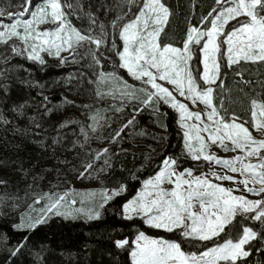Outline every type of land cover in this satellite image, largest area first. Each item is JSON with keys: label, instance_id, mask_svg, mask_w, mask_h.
Returning a JSON list of instances; mask_svg holds the SVG:
<instances>
[{"label": "snow or ice", "instance_id": "1", "mask_svg": "<svg viewBox=\"0 0 264 264\" xmlns=\"http://www.w3.org/2000/svg\"><path fill=\"white\" fill-rule=\"evenodd\" d=\"M27 2L28 7L25 8L24 13L8 14V18L12 20L11 24L0 21V29H2L0 42L7 43L13 37L22 42V45L12 42L13 54L18 53L21 56L26 54L28 60L41 65L45 63L42 52H46L48 56H55L62 64L69 59L76 61L77 57L82 59L91 57L93 67L102 66L105 53L110 51L107 44L109 35L106 30L107 25L100 22L97 26V17L91 12H85L80 0H43L35 9L31 8V0ZM131 2L132 0H128L129 4ZM119 6L116 5L117 8ZM137 7L139 11L133 12V18L127 19V22H124L127 14L117 15L110 22L113 36L111 51H114L119 58L118 65L115 60L112 64L114 69L126 70L133 83L129 84L115 70L110 73L101 71L96 83L113 85L109 88V92L113 95L118 92L122 98L139 100L138 105H132L133 113L143 111L145 106H155V111L158 112L161 103L167 105L179 116L177 123L183 134V151L194 160L203 157L205 161L222 165L232 172H240L242 176L244 173H251L252 184L258 183L260 187H249L248 179L237 181L232 175H218L214 170L209 169V174L216 179L234 181L235 185L243 184V191L258 194L260 198L248 199L246 195L234 194L233 188L213 183L204 173L193 176V169L189 167L177 171L179 158L165 157L154 176L142 182L144 189L122 203L120 207L123 217L128 220L139 217L143 224L149 227L167 232L176 231L185 240L211 242L212 246H205L203 251H185L182 249V243L177 240L152 237L146 235L144 231H138L136 238L131 241V244L135 245L130 252L132 264H217L218 261L240 264L241 258L249 257L250 242L258 236V232L245 224L241 232L235 233L236 219L244 217L246 220L264 224V154L261 153V149H264V139H255L243 123L236 122L238 118L234 114L228 119L222 94L219 96V105L213 103V98L214 87L221 88V91L224 88V80L218 77L225 58L229 67L240 59L264 63V0H216L214 8L207 15L201 16L202 27L188 25L183 47L162 43L160 40L164 25L170 18V9L162 0H140ZM29 11H31L30 18H20ZM0 15H3L2 9ZM73 15L77 20L87 17L88 27L82 28L73 24L70 19ZM207 21H210V26ZM44 24L49 26L43 27L42 30L37 27ZM117 31L122 41V49L115 39ZM193 43L196 45L195 48L192 46ZM197 50L198 64L193 68L191 62ZM62 52L67 54L62 55ZM201 65L203 70L199 71ZM236 75L241 74L236 73ZM164 82L171 88L166 87ZM107 94L96 92L97 97ZM177 94L193 104L199 101L205 105L206 111L203 115L207 117V122L202 120L200 111H191L184 100L177 98ZM44 99L46 102L47 97ZM64 103L73 102L65 98ZM251 105L252 127L264 131V102L258 104L257 100L253 99ZM24 106V104L13 105L12 111L22 117L25 115ZM51 111L48 109V112ZM115 111L123 115L124 104L115 107ZM257 114L261 117L259 121ZM193 118L196 123L187 122ZM88 119L90 123L87 125L80 123L79 135L83 140L76 139L71 142V146L79 147L86 157L80 160L79 166L70 169L76 172L82 168L83 171H79V178L91 177L112 167L107 158L110 150L93 149L88 143L94 134L103 131L105 122L111 118L101 117L97 110L91 113ZM28 120L29 123L40 126L36 116H29ZM0 122L5 125L10 123L2 114H0ZM72 123L74 121L65 120L57 125V135L52 137L53 146L63 139L59 129L66 128ZM134 123L135 115H131L114 135L110 134L108 137L99 135L96 138L117 142L121 138V132ZM163 127L166 129L167 125ZM11 131L28 135L30 130L20 129L13 124ZM202 132L207 133L206 138L201 135ZM226 141L231 142L233 150L240 149L245 156L259 157V163H244V157L241 155L228 158L208 152L211 145H217L227 151ZM33 142L44 145L42 140ZM6 146H12L11 141ZM101 155L105 157L104 165L93 170L95 161L101 158ZM237 161L240 162V167L236 166ZM60 162L70 163L67 159ZM258 168L261 169L259 172ZM36 179L37 177H33V180ZM166 180L173 185L171 189L160 187ZM185 185L187 187H183ZM149 188L155 193L154 195H149ZM123 191H125L123 184L119 188H101L98 195L101 202L87 210L75 208V201L67 200L68 191L62 195L43 193L37 196V200L46 201L43 209L35 216L26 217L25 214H21L20 222L13 224L12 227L16 230H35L53 216L68 218L85 214L89 220L96 219L100 217L104 205ZM95 195L92 193L89 198ZM15 206L13 204V207ZM222 234L228 238L223 239ZM220 239H223L222 243L217 242ZM28 241L29 236H24L17 242L12 254L16 255ZM114 243L120 248L128 244V240L117 239ZM45 247L46 245L41 242V251L34 252V255L40 258ZM257 251H264V247Z\"/></svg>", "mask_w": 264, "mask_h": 264}, {"label": "trees", "instance_id": "2", "mask_svg": "<svg viewBox=\"0 0 264 264\" xmlns=\"http://www.w3.org/2000/svg\"><path fill=\"white\" fill-rule=\"evenodd\" d=\"M23 1L0 0V9L4 13L18 7ZM162 2L170 9V18L164 25L160 40L162 43H172L176 47H181L188 25L202 27L201 16L207 15L216 5V0H162ZM80 3L85 12H91L97 17V25L100 22L107 25L106 30L109 33L107 44L110 51L105 53L102 66L93 67L91 57L83 59L79 57L73 64L58 65L47 56H44L45 63L41 65L13 54L6 44H0V114L10 121L7 125L0 122V264H132L131 241L138 231H144L146 235L152 237L177 240L182 243V249L185 251H203L205 246L211 247V242L185 240L179 232L152 228L144 225L139 217L128 220L122 215L120 206L136 193L141 180L154 173L165 157H177L183 152L176 116L168 108H165L163 114V123L167 128H164L166 137L161 151L146 168H139L146 157L144 152L120 150L116 144L109 146L112 167L108 170L103 183L109 188H119L123 184L125 191L104 205L99 218L83 220L53 216L35 230H16L12 227L17 222L19 212L26 209L32 200L46 190V177L57 170L62 164L60 161L67 159L70 163L73 162V158L69 157L71 140L67 134L78 130L77 121L84 118L85 123L88 122L90 113L107 107L110 103L94 96L97 74L101 71L115 70L122 77L127 76L123 69H114L112 64L115 60L118 65V60L114 51H111L113 36L110 22L117 15L127 14L126 19H129L133 12H137L140 0H132L131 4L128 0H80ZM116 5L120 6L117 8ZM70 19L77 27H88L87 17L77 20L73 15ZM206 23L210 26V21ZM115 39L119 44L118 31ZM197 60L196 53L195 61ZM231 68L236 70V73L241 70L239 72L241 75L232 73L224 79V85L229 88L228 108L229 111L236 110V114L244 119L243 111L249 98L264 102V63L248 62L240 67L233 64ZM65 98L73 103L65 104ZM20 104L25 105V115L22 117L12 111L13 105ZM82 105L90 107H80ZM125 106L127 109L132 108L130 105ZM48 109L52 111L48 112ZM144 110L139 115L143 123L149 118ZM29 116H36L40 126L29 123ZM127 118L124 117L121 122L113 124L108 134L114 135L118 130L117 126ZM65 120L74 123L59 129L63 139L53 146L52 137L57 135V125ZM13 124L20 129L28 128L29 134L14 133L11 131ZM125 132L126 128L121 132L122 136ZM41 140L44 141L43 146L33 142ZM9 141L12 146H6ZM107 141L109 139L105 140L104 144ZM121 146L127 145L122 143ZM48 168L50 169L45 171ZM42 174L43 177H40ZM33 177L37 179L33 180ZM13 204L16 206L13 207ZM235 223L237 225L235 233L241 232L245 224L258 232V236L250 242L249 257L241 258L240 264H264V251H257L264 247V224L246 220L244 217H239ZM24 236H29L27 245L13 255L17 242ZM125 238L128 244L117 248L115 240ZM227 238L223 236V239ZM223 239L217 242L222 243ZM41 242L46 247L42 250V256L37 258L34 252L41 251Z\"/></svg>", "mask_w": 264, "mask_h": 264}, {"label": "rangeland", "instance_id": "3", "mask_svg": "<svg viewBox=\"0 0 264 264\" xmlns=\"http://www.w3.org/2000/svg\"><path fill=\"white\" fill-rule=\"evenodd\" d=\"M42 2H43V0H31V8L35 9L36 5L41 4ZM26 7H28V2H27V0H24L18 7L14 8V9H10V10L4 12L3 15H0V21H2L4 24H11L12 20L8 18V14L9 13H24ZM138 11H139V8H138L137 12ZM30 16H31V11H29L23 17H20V18L21 19H28V18H30ZM13 18H15V17H13ZM130 18H133V15H131ZM125 19H126V17H125ZM124 22H127V19ZM229 23H231V21ZM48 26H49L48 24H44V25H39L37 27H39L42 30L43 27H48ZM225 27H227V25H225ZM0 30H2V29H0ZM18 30L22 31V29H18ZM97 30H98V28H97ZM12 42H15L16 44L22 45V42L19 41L15 37L11 38V41H9L7 43L0 42V44H6L7 47L9 48V51L12 52L11 51ZM117 45L122 49V46H123L122 41H120L119 44H117ZM192 46L194 48L196 47V45L194 43ZM181 47H183V43H182ZM66 54L67 53L62 52V55H66ZM197 54H198V50H197ZM15 55H19V54L17 53ZM41 55L43 57L44 56L49 57L51 60H54L56 62V64H58V65L73 64V63L77 62L78 58H79V57H77L76 61L69 59L66 63L62 64V63H60L58 58H56L55 56H48L46 52H42ZM19 56H21V55H19ZM22 57H25L27 59L26 54ZM116 57H117L118 64H119V58H118V56H116ZM195 59H196V54L193 56V61L191 62V66L193 68H196L197 64H198V60L195 61ZM248 62H251V61H245L243 59H240L239 61H237L234 64H236L238 67H240V66H243V64H246ZM251 63H256V62H251ZM231 69L232 68L227 65V60L225 58L224 63L222 65L221 74L218 77V79L224 80L226 76H230V75H232V73H236V70H233V69L231 70ZM202 70H203V68L201 65L199 67V71H202ZM124 71H125L127 76L123 77V78L125 80H127L129 84L133 83L132 78L128 76L126 70H124ZM240 71H238V73ZM110 72H113V71H110ZM110 72H104V73H110ZM100 73L97 74V77L100 75ZM119 76H121V75H119ZM97 77H96V80H97ZM158 82H161V81L158 80ZM164 83H165L166 87L171 88V86L169 84H167L166 82H164ZM202 83H203V81H201V84ZM137 84H139V82H137ZM110 87H113V85H111V84L106 85L103 82L98 84L95 82L94 96L96 98H102V99L110 102L107 105V107L104 106L103 108H100L97 110H99V114L101 117H109L111 119H109L105 122V126H104L105 129H103L102 132H97L89 140L88 143H89L90 148L104 149V148H109V146H111V144H116L117 148L120 150L128 149L132 152H144L146 157L144 159L143 165H140L139 168H141V169L146 168L151 163H153V160L155 159L157 154L161 151L163 142H164L165 137H166V132H165V129L163 127V125H164L163 114H164L165 108L170 109L175 114L176 124L178 126V129H179V132H180L181 138H182V146H184V139H183L182 130L180 129V126L177 123L179 116L176 112H174V110L169 108L167 105H163L162 103L159 106L158 112L155 111V106H153V107L145 106L146 111L145 110L144 111L147 114L146 116H149V118L146 120L145 123H143L139 119V115L141 114V112L143 113V111H141L139 113H133L132 108L127 109V107L125 106V105H130L132 107L133 104L138 105L140 103V101L122 98L118 92L115 95H113L111 92H109ZM97 91H100L101 93H108V94L104 95L102 97H97V95H96ZM214 93H215V95L213 98V103L216 105L220 104L219 96L221 94L224 96V108L227 109L228 119H231L233 114H234L238 118L236 122L237 123H243L244 126L249 129V131L251 132L252 136L255 139H264V131H261L257 128L252 127V105H251V101L255 98L251 97L248 99L246 108L243 111V113H244L243 117H245L243 119V118H240L236 114V110L235 111H229V108H228L229 105H228V100H227V94H229L228 86L224 85L223 91H221V88H219V87H214ZM177 98L184 100V98L179 97L178 94H177ZM184 102L188 104L189 109L191 111H200L202 113V120L204 122H207V117L205 115H203V113L206 111L205 105H203L199 101H197L195 104H193L191 101H188V100H184ZM257 102H258V104L260 103L258 100H257ZM122 103L124 104V114L123 115H121V113L115 111V107H119ZM97 110L95 112H97ZM95 112H93V113H95ZM257 113H259V107H257ZM131 115H135V123L126 127L125 134L122 136V133H121V138L117 142H111L109 139V141H107V143L104 144V141L107 139H97L96 138V136H99V135H103L104 137H108L109 136V134H108L109 130L111 129V127H113L112 126L113 124L118 123V121H120L124 117L129 118ZM117 117H119V120H117ZM257 120L258 121L261 120V117H259V114H257ZM187 122L190 124L196 123L194 118L192 120L187 121ZM80 123H84L87 125L88 123H90V121L88 119V122L85 123L84 118H81V119H79V121H77L78 130L70 132L67 134L70 137L71 142L73 140H76V139L83 140V137L79 135ZM122 123H124V122H122ZM121 124H119V126H117L118 129L120 128ZM106 129H108V131ZM201 135L205 136V138L207 137V133L202 132ZM160 137H164V139H160ZM122 143H125V145H127V146L126 147L121 146ZM225 143L228 145L227 151H225L223 148L218 147L217 145H211L208 148V152L209 153H215L219 157H228V158H231V157L236 156V155H241L244 157V161H243L244 163H253V164L259 163V157H257V156H245L244 152H242L240 149L233 150V147H232L230 141H226ZM193 145L195 146V142H193ZM69 151H70L69 157L73 158V162L68 163V164L62 163L61 165L58 166L57 170L53 171L52 174H50V173L48 174V176L46 177V181H45L46 190L43 193H55V194H61L62 195L66 191H68L69 194L67 196V200L69 202L75 201V204H74L75 208H84L85 210H87L88 208H91L95 204H98L101 202L98 199L99 191L101 188L113 189V188L106 187L103 183L108 171L98 172L91 177L86 176L85 178H79V171H83V169L79 168V170L76 172H72V171H70V169L73 166H79L80 160L86 158L84 155V151L81 150L79 147L73 148L72 146L69 147ZM78 153H79V155H78ZM261 153L264 154V149H261ZM197 154H198V151H197ZM87 158L91 159V157H87ZM107 158L109 159V162H110L109 153H108ZM176 158H179L177 171H182L183 168L189 167V168L193 169V173H192L193 176H200L201 173H204L207 175L208 179L212 180L213 183H220L226 188H228V187L233 188L234 194L246 195L248 199H259L260 198V196L258 194L247 193L246 191H243V189H244L243 184L235 185L234 181L216 179V177L209 174V169L214 170L218 175H232V176L236 177L237 181H240L243 179H248V181H249L248 186L249 187H252V186L260 187V185L258 183L255 185L252 184L251 173H244V175L242 176L240 172H232L231 170H229L227 168H223L222 165L216 164L214 162L203 160V157H200L199 160H194L192 158V156L188 155L185 151H183ZM163 160L159 163V165L162 164ZM104 163H105V157L103 155H101V158H99L98 160L95 161L93 170L101 168L104 165ZM236 166L240 167L239 161H237ZM49 169L50 168H48L47 170H49ZM158 170H159V168L156 171H158ZM260 170L261 169H259V168L257 169L258 172ZM155 172L152 173L151 175H148L143 180H141L140 187L137 189L136 193L133 196H135L138 191H142L144 189V185L142 182L145 179H148L149 177H153ZM40 177H43V174L40 175ZM185 178H187V176ZM160 187L167 190V189H171L173 187V185L169 181L166 180L163 184L160 185ZM183 187H187V186L185 185ZM92 193H95L96 195L91 196V199H90L89 197ZM154 194L155 193L152 192L151 188H149V195H154ZM34 201H35V203H34ZM45 202L46 201H43V200H37V197L34 200H32L28 204L26 209L19 212L16 224L20 222L21 214H25L26 217L29 215H31V216L37 215L40 212V210L43 209ZM30 205L32 206L31 208L29 207ZM196 207L198 208V205H196ZM62 218H64V217H62ZM64 219L89 220L85 214H80V215H77L75 217H68V218H64ZM136 235L134 236L133 240L136 238ZM132 246L135 247V245H133V244H132ZM130 260H131V256H130ZM219 262H223V261H218L217 264ZM131 263H132V260H131Z\"/></svg>", "mask_w": 264, "mask_h": 264}]
</instances>
